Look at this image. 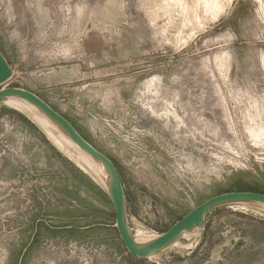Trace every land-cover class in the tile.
Instances as JSON below:
<instances>
[{
  "label": "rangeland",
  "instance_id": "obj_1",
  "mask_svg": "<svg viewBox=\"0 0 264 264\" xmlns=\"http://www.w3.org/2000/svg\"><path fill=\"white\" fill-rule=\"evenodd\" d=\"M0 50V90L37 95L114 163L139 241L264 194V0H0ZM35 117L0 104V264H264L260 205L131 256L100 177Z\"/></svg>",
  "mask_w": 264,
  "mask_h": 264
},
{
  "label": "water",
  "instance_id": "obj_2",
  "mask_svg": "<svg viewBox=\"0 0 264 264\" xmlns=\"http://www.w3.org/2000/svg\"><path fill=\"white\" fill-rule=\"evenodd\" d=\"M13 70L0 50V87L13 78ZM17 100L31 106L46 118L66 139L72 142L83 154L88 156L98 169L99 177L115 208L116 223L120 239L127 252L137 259H151L162 255L185 234L204 230L206 219L215 210L232 205L264 206V194L254 192H231L213 197L197 206L181 220L177 221L161 236L141 242L131 232L127 218V201L123 183L114 163L94 148L75 127L61 114L37 95L18 88H2L0 104Z\"/></svg>",
  "mask_w": 264,
  "mask_h": 264
},
{
  "label": "bare ground",
  "instance_id": "obj_3",
  "mask_svg": "<svg viewBox=\"0 0 264 264\" xmlns=\"http://www.w3.org/2000/svg\"><path fill=\"white\" fill-rule=\"evenodd\" d=\"M188 1V0H187ZM186 4V3H185ZM182 5L184 6V4L182 3ZM186 6V5H185ZM188 6V5H187ZM186 6V7H187ZM185 9V7L183 8ZM187 10V9H186ZM184 10V12L186 11ZM11 107H14L15 109H17L18 111H28L30 112L31 114L33 113L35 117V119L37 120V122L44 126L45 129L48 131L49 133V136H51L53 139L52 140H55L58 142V145H60L62 148L64 146H71L70 148L74 149V151H76L79 156V160L91 171L93 172L96 176L98 175L99 176V173H98V169L97 167L95 166V164L91 161V159L86 156L85 154H83L72 142H70L68 139H66L46 118H44L43 116L39 115L36 110L34 108H32L31 106L27 105L26 103H23V102H20V101H17V100H9L7 103H5ZM34 119V120H35ZM35 120V122H36ZM56 132L57 134V137L54 135ZM137 237V236H136Z\"/></svg>",
  "mask_w": 264,
  "mask_h": 264
},
{
  "label": "trees",
  "instance_id": "obj_4",
  "mask_svg": "<svg viewBox=\"0 0 264 264\" xmlns=\"http://www.w3.org/2000/svg\"><path fill=\"white\" fill-rule=\"evenodd\" d=\"M256 193V192H255ZM261 194H263V193H261ZM209 217V216H208Z\"/></svg>",
  "mask_w": 264,
  "mask_h": 264
},
{
  "label": "crops",
  "instance_id": "obj_5",
  "mask_svg": "<svg viewBox=\"0 0 264 264\" xmlns=\"http://www.w3.org/2000/svg\"><path fill=\"white\" fill-rule=\"evenodd\" d=\"M137 259V258H136Z\"/></svg>",
  "mask_w": 264,
  "mask_h": 264
}]
</instances>
